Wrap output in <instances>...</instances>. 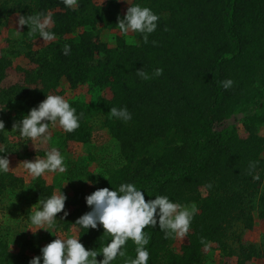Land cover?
I'll list each match as a JSON object with an SVG mask.
<instances>
[{
  "label": "trees",
  "instance_id": "1",
  "mask_svg": "<svg viewBox=\"0 0 264 264\" xmlns=\"http://www.w3.org/2000/svg\"><path fill=\"white\" fill-rule=\"evenodd\" d=\"M150 7L159 15L157 29L145 44L141 35L133 34L134 42L116 37L109 46L103 35L118 27L122 17L119 0L93 4L78 0L74 9L62 0H3V12L16 10L23 15L51 13L55 39L37 49L7 47L0 55V78L12 59L23 54L34 66L22 69L23 85L19 89L0 90V145L13 154L28 158V141L12 142L14 123L43 100L44 94L57 89L62 79L70 88L80 84L102 89L110 87L113 97L98 96L94 104L69 100L77 114H83L80 127L64 138L88 142L93 136V118L100 121L118 143L122 164L107 170L98 180L99 188H117L131 182L147 189L145 199L167 195L175 202L195 204L197 213L191 221L188 242L176 251L175 236L165 238L157 225L144 229L150 234L149 264H202L210 243H216L225 255H237L238 264L259 254L253 245L242 242V233L253 225L252 208L256 201L264 219V136L258 128L264 124V0H133ZM24 34L28 35V26ZM39 37L38 34L33 35ZM152 41L156 43L153 44ZM65 44L71 46L63 54ZM152 73L163 68V74L142 80L136 69ZM232 79L225 90L220 81ZM28 85V86H25ZM22 100L16 109L15 121L8 108ZM127 107L130 121L110 117L111 107ZM253 111L245 116L248 135L240 137L234 126L214 130L233 114ZM255 167L249 170V165ZM259 176V179H254ZM211 185V187H209ZM200 186L206 188L203 195ZM35 197L47 199L51 189L38 178ZM24 181L13 172L0 174V197L17 199ZM143 190V189H142ZM76 194V193H75ZM72 203L78 204L69 210ZM64 213H58L55 228L66 230L76 219L89 211L81 193L65 201ZM79 228V239L88 249L100 251L111 239L103 228ZM236 244V245H235ZM13 252L0 238V264H29L40 251L32 247ZM126 255L112 264H126L134 258L135 245L128 241ZM102 259L101 255L97 260Z\"/></svg>",
  "mask_w": 264,
  "mask_h": 264
},
{
  "label": "clouds",
  "instance_id": "2",
  "mask_svg": "<svg viewBox=\"0 0 264 264\" xmlns=\"http://www.w3.org/2000/svg\"><path fill=\"white\" fill-rule=\"evenodd\" d=\"M78 0H62L66 8L74 9ZM122 17L118 16L116 25L124 36L130 33L141 35L145 44L149 43V35L158 26L159 15L150 7L141 3H132ZM17 23L20 26H28V35L38 34L43 41L55 39V33L51 31L52 14L37 13L20 15ZM155 44V41H152ZM71 46L65 44L63 54L70 53ZM163 74V68H155L148 73L142 67L136 69V75L142 80H151ZM225 89L233 86L232 79L219 82ZM2 109V108H0ZM110 117L124 122L132 119V114L127 107H111ZM81 114H77L70 102L61 95L47 94L46 98L23 115L22 119L14 123L12 130L18 132L21 140H31L36 147V142L41 144L51 140V130L57 127L65 133H72L80 127ZM5 130L4 122L0 120V132ZM5 147L0 145V153H7ZM9 159L6 155H0V174L10 171ZM255 167L249 165V170ZM23 169L33 178L42 177L45 173H64L66 165L64 157L56 148L46 152L45 158H36L34 161H23ZM259 179V176H254ZM211 187V185H209ZM143 189V190H142ZM147 189L139 188L134 183H121L117 188L103 187L96 189L85 196L86 205L90 210L79 216L75 223L82 229L103 228V233L111 239L100 251L88 249L80 241L79 236L72 235L67 238H57L44 245L40 254L34 256L29 264H112L117 257L126 255L125 245L130 240L135 245V257L126 264H149V250L146 247L150 242V234L144 229L155 228L157 225L164 233L165 238L175 236L183 239L187 236L191 221L197 213L195 204L185 205L175 202L167 195H155L154 199H145ZM150 197L152 195H149ZM66 194L60 189L47 199L39 198L35 203V209L31 207L27 219L34 226L29 227L35 233L39 229L50 231L54 225L57 214L65 210ZM48 227H45V226ZM51 232V231H50ZM101 255L102 259L97 260Z\"/></svg>",
  "mask_w": 264,
  "mask_h": 264
},
{
  "label": "rangeland",
  "instance_id": "3",
  "mask_svg": "<svg viewBox=\"0 0 264 264\" xmlns=\"http://www.w3.org/2000/svg\"><path fill=\"white\" fill-rule=\"evenodd\" d=\"M97 5L104 0H89ZM122 6V12L125 13L130 6L127 0H119ZM133 2V0H131ZM20 15L19 11H12L7 14L3 12V0H0V55L1 51L7 47H14L15 49L23 52L30 48L37 49L45 46L49 41H43V38H34L24 34L25 26H20L17 21ZM123 36L127 42H134L133 33L124 36L119 32L118 27L108 30L104 33L103 38L109 46H114L116 37ZM31 64L23 54L17 58H13L9 66L5 68L3 77L0 78V90L9 91L10 88L19 89L23 84L22 69L32 68ZM25 86H28L25 84ZM114 91L108 87L97 89L88 84H80L76 88H70L66 80L62 79L61 85L55 89L48 91L44 94L43 100L47 94L61 95L69 100H83L87 103L94 104L98 96H103L107 99L113 97ZM19 100L12 107L7 110L15 121L16 109L20 105ZM19 104V105H18ZM251 110L239 112L231 115L228 118L222 119L220 122H215L214 130L221 131L230 126H234L237 134L245 138L248 133L245 129V116L252 113ZM93 136L88 142H74L68 141L64 138V131L60 128L51 130V140L47 143L41 144L36 142V147L31 140H28L27 150L31 152L28 158H18L13 154H9L10 171L15 175L21 177L24 181V189L19 198L14 199L12 196L5 195L0 197V238H4L8 242V247L13 252L25 250L27 253L32 254L29 246L25 245L28 240L32 243V247H36L39 251L42 246L48 244L56 239L59 235L61 238L79 234V228L76 224H71L66 230L55 228L52 226L50 231L39 229L33 233V227L27 219L31 207L35 209V203L38 199L35 197L34 184L38 178L31 177L23 169V161L38 158H45L46 152L51 148H56L64 157L66 171L62 174L58 173H45L39 179L43 185L50 187L51 195L58 192L60 189L66 194L67 200L71 201L77 193L85 196L91 194L98 184V180L106 177L107 170L122 164L123 157L119 152L117 141L109 133V131L100 125L98 118H93ZM10 140L12 142L22 143L19 135H12L13 132L9 131ZM258 133L264 136V124L258 128ZM259 156L264 159V148L259 153ZM200 191L203 195L207 194L206 188L200 186ZM76 193V194H75ZM78 204L72 203L69 210L76 208ZM253 225L247 228L242 233V242L246 245H253L259 250V254L246 260L243 264H264V219L259 215V205L255 201L252 208ZM45 227H48L47 225ZM188 236L183 239L175 237L172 247L178 252L182 245L187 244ZM236 245V244H235ZM205 258L202 264H238L237 255L223 254L217 247L216 243H210L205 248Z\"/></svg>",
  "mask_w": 264,
  "mask_h": 264
}]
</instances>
